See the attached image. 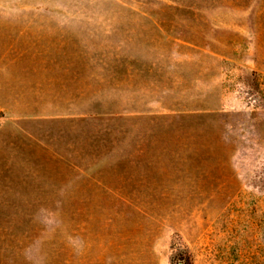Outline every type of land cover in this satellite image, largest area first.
<instances>
[{
	"label": "rangeland",
	"instance_id": "374dc122",
	"mask_svg": "<svg viewBox=\"0 0 264 264\" xmlns=\"http://www.w3.org/2000/svg\"><path fill=\"white\" fill-rule=\"evenodd\" d=\"M0 264H264V0H0Z\"/></svg>",
	"mask_w": 264,
	"mask_h": 264
},
{
	"label": "trees",
	"instance_id": "16d2710c",
	"mask_svg": "<svg viewBox=\"0 0 264 264\" xmlns=\"http://www.w3.org/2000/svg\"><path fill=\"white\" fill-rule=\"evenodd\" d=\"M117 116V117H116ZM119 116V117H118ZM115 117V119H118V118H120V115H115V113H113V112H111V113H105V114H103V113H98V112H96L95 114H93V115H91V120L92 121H94V122H105V123H109L110 122V120L112 119V118H114ZM93 122V123H94ZM94 126V125H93ZM96 128V127H95Z\"/></svg>",
	"mask_w": 264,
	"mask_h": 264
}]
</instances>
